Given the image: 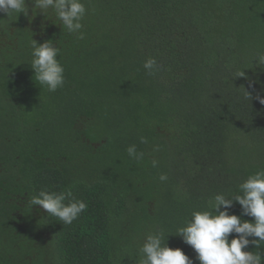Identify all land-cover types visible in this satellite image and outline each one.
Here are the masks:
<instances>
[{
	"label": "trees",
	"instance_id": "trees-1",
	"mask_svg": "<svg viewBox=\"0 0 264 264\" xmlns=\"http://www.w3.org/2000/svg\"><path fill=\"white\" fill-rule=\"evenodd\" d=\"M85 3L82 40L42 15L0 14V264H137V246L157 229L199 264L177 227L264 168V105L242 90L264 96L254 62L264 0ZM25 30L61 48L66 82L55 93L33 77ZM149 57L155 75L143 69ZM131 144L142 163L127 156ZM67 188L88 205L72 225L27 207L42 189ZM228 211L239 216L241 206Z\"/></svg>",
	"mask_w": 264,
	"mask_h": 264
},
{
	"label": "clouds",
	"instance_id": "clouds-1",
	"mask_svg": "<svg viewBox=\"0 0 264 264\" xmlns=\"http://www.w3.org/2000/svg\"><path fill=\"white\" fill-rule=\"evenodd\" d=\"M27 3L28 0H0V14L14 16L15 19L22 14L29 18V23L37 15H42L45 21H51L77 40L85 38L84 20L92 11L86 7L85 0H32L34 7L31 10ZM43 27L41 25V31ZM25 31L30 33L28 46L33 77L47 92L55 93L66 82L65 67L58 59L61 48L53 40L38 43L32 38L30 30ZM254 62L257 66L264 67V52H259ZM143 69L146 74L155 75L160 71V65L154 57H149L144 61ZM235 77L247 79L244 70H237ZM254 83H248V88L253 91ZM242 90L244 100L250 103L255 99L264 105V96L259 92L253 96L244 87ZM139 142L149 143L145 136H140ZM153 151H159V146H154ZM126 153L129 159L137 163L145 160V153L139 151L136 144L129 145ZM150 165L158 168L159 160L153 158ZM158 179L164 183L168 176L161 173ZM234 202L241 206L239 216L229 214L228 209L233 207ZM34 206H39L46 213L44 219L54 217L63 225H72L88 207L84 200L74 196L71 188L61 191L42 189L27 201L30 210ZM244 216L251 217L252 222L241 219ZM168 236L163 229L147 232L136 249L137 264H194L180 248L172 249L167 246ZM175 236L181 237L183 243L193 249L195 260L199 264H264V255L260 251L264 248V168L248 174L237 185L235 192H218L210 197L204 210H193L190 218L177 227ZM230 236L234 238L229 240ZM249 245L256 251H245Z\"/></svg>",
	"mask_w": 264,
	"mask_h": 264
}]
</instances>
